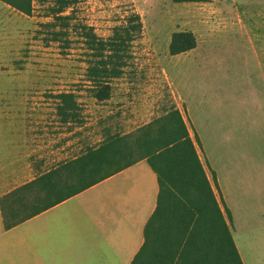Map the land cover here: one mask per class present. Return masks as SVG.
I'll list each match as a JSON object with an SVG mask.
<instances>
[{
	"label": "rangeland",
	"instance_id": "obj_1",
	"mask_svg": "<svg viewBox=\"0 0 264 264\" xmlns=\"http://www.w3.org/2000/svg\"><path fill=\"white\" fill-rule=\"evenodd\" d=\"M52 2L34 0L26 15L0 0V190L174 106L211 180L210 162L217 166L234 213V242L247 263L264 261V0H76L67 12L99 37L132 12L142 22L128 66L105 100L89 90L77 33L65 45L39 27ZM182 31L192 32L196 45L172 55V34ZM61 92L75 95L77 122L62 123L56 114Z\"/></svg>",
	"mask_w": 264,
	"mask_h": 264
},
{
	"label": "trees",
	"instance_id": "obj_2",
	"mask_svg": "<svg viewBox=\"0 0 264 264\" xmlns=\"http://www.w3.org/2000/svg\"><path fill=\"white\" fill-rule=\"evenodd\" d=\"M1 1L26 15L34 7V0ZM75 1L53 0L46 15L49 20L39 27L49 31L51 40L65 45L69 33H77L85 49L89 90L97 100H105L110 96V82L128 66L131 43L141 35L142 22L132 12L102 38L67 12ZM195 45L192 32H175L168 49L175 55ZM55 98L60 121L77 122L75 95L61 92ZM141 159L156 173L159 193L144 229V243L131 264H243L195 143L174 106L131 132L106 134L99 144L2 195L3 226L11 228Z\"/></svg>",
	"mask_w": 264,
	"mask_h": 264
},
{
	"label": "crops",
	"instance_id": "obj_3",
	"mask_svg": "<svg viewBox=\"0 0 264 264\" xmlns=\"http://www.w3.org/2000/svg\"><path fill=\"white\" fill-rule=\"evenodd\" d=\"M210 165L216 173L212 180L203 167L232 233L234 213L222 197L217 166ZM19 185L0 190V197ZM158 193L156 173L141 159L11 228H4L0 210V264H131ZM257 233L260 241L261 227Z\"/></svg>",
	"mask_w": 264,
	"mask_h": 264
}]
</instances>
